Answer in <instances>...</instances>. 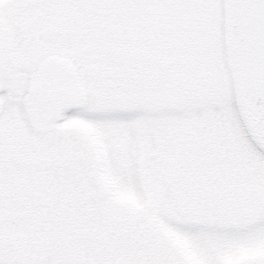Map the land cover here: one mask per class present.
<instances>
[{
  "label": "snow or ice",
  "instance_id": "1",
  "mask_svg": "<svg viewBox=\"0 0 264 264\" xmlns=\"http://www.w3.org/2000/svg\"><path fill=\"white\" fill-rule=\"evenodd\" d=\"M0 264H264V0H0Z\"/></svg>",
  "mask_w": 264,
  "mask_h": 264
}]
</instances>
